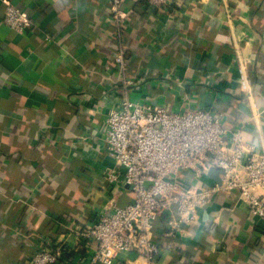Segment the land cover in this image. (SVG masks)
Returning a JSON list of instances; mask_svg holds the SVG:
<instances>
[{
	"label": "crops",
	"instance_id": "0c3cea01",
	"mask_svg": "<svg viewBox=\"0 0 264 264\" xmlns=\"http://www.w3.org/2000/svg\"><path fill=\"white\" fill-rule=\"evenodd\" d=\"M9 1L33 27L7 25L0 0V264H30L52 244L64 247L65 264H89L97 242L82 232L102 209L133 200L130 185L107 178L116 162L103 142L122 92L121 46L142 80L132 99L210 107L264 154V0H175L162 9L125 0L122 23L109 0ZM154 230L158 264H264V220L238 192H220L186 233L163 218ZM113 264L148 262L125 251Z\"/></svg>",
	"mask_w": 264,
	"mask_h": 264
},
{
	"label": "built area",
	"instance_id": "2783aa9c",
	"mask_svg": "<svg viewBox=\"0 0 264 264\" xmlns=\"http://www.w3.org/2000/svg\"><path fill=\"white\" fill-rule=\"evenodd\" d=\"M124 1L109 0L118 23L126 18ZM142 1L162 9L175 0ZM5 5L7 25L19 33L31 30L33 23L23 8L9 0ZM115 61L122 92L105 120L103 142L116 162L107 178L130 185L134 197L125 206L102 209L96 223L82 232L97 242L89 264H113L125 251L158 264L161 244L155 221L163 218L172 232L186 233L223 191L238 192L250 212L264 220V154L257 152L251 136L245 137L244 127L228 128L225 114L210 107L190 104L173 110L132 99L130 88L142 80L130 73L126 46L119 48ZM243 87L248 88L245 82ZM212 167L221 171L220 182L200 184ZM64 254L62 245L52 244L33 253L30 264H65Z\"/></svg>",
	"mask_w": 264,
	"mask_h": 264
},
{
	"label": "water",
	"instance_id": "95a60500",
	"mask_svg": "<svg viewBox=\"0 0 264 264\" xmlns=\"http://www.w3.org/2000/svg\"><path fill=\"white\" fill-rule=\"evenodd\" d=\"M220 173L221 171L215 167L209 169V174L213 176L218 182H220Z\"/></svg>",
	"mask_w": 264,
	"mask_h": 264
}]
</instances>
